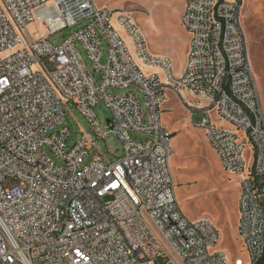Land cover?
<instances>
[{"label": "built area", "instance_id": "2783aa9c", "mask_svg": "<svg viewBox=\"0 0 264 264\" xmlns=\"http://www.w3.org/2000/svg\"><path fill=\"white\" fill-rule=\"evenodd\" d=\"M81 23L88 24L61 45L50 41ZM182 23L191 41L176 79L169 59L150 54L131 13L99 9L93 0H0V264H230L217 226L181 211L171 170L174 138L162 122L171 95L205 116L198 129L238 181V240L248 263L234 264H264V111L242 0H188ZM36 26L44 31L31 30ZM77 43L102 73L101 86ZM187 95L205 108L186 103ZM100 102L113 113L112 125L95 115ZM71 103L96 139L69 144V129L55 132ZM109 135L123 143L116 163L93 155L96 140ZM9 180L17 185L6 188Z\"/></svg>", "mask_w": 264, "mask_h": 264}, {"label": "rangeland", "instance_id": "374dc122", "mask_svg": "<svg viewBox=\"0 0 264 264\" xmlns=\"http://www.w3.org/2000/svg\"><path fill=\"white\" fill-rule=\"evenodd\" d=\"M99 9L123 11L133 14L140 29L146 37L148 50L151 55L169 59L174 66V77L181 78L187 63V47L191 36L182 23L186 0H93ZM243 24L248 38L249 53L255 79L261 96L264 111V0H242ZM88 23L68 28L50 38L54 46L61 45L66 39L84 28ZM38 28L31 27V30ZM41 32L42 28H38ZM127 41L126 35L122 33ZM83 64L95 80L97 86L102 85V73H97L87 52L80 43L76 44ZM132 53L135 55L133 49ZM7 56V53L2 55ZM103 64H107V43L104 42L102 52ZM45 65L54 70V64L49 59L43 60ZM142 67V66H141ZM145 74H161L159 71L142 67ZM139 92V91H138ZM126 90L108 89V94L122 96ZM143 113L147 116L146 99L139 93ZM185 102L198 105L202 110L204 102L187 95ZM194 111V110H193ZM99 122L108 125L113 113L104 102L94 108ZM205 116L199 111L191 114L182 104L180 97L171 95L163 107L162 122L174 138V153L171 170L175 183L177 199L183 214L192 222L208 219L220 231L221 243L219 248L227 253L234 264L237 258L248 263L245 247L238 240V198L240 187L237 179L226 173L221 163L205 139L204 133L198 129ZM223 124V123H222ZM71 131L69 144L80 141L85 137L96 139L90 122L73 103L70 104L65 123L60 129ZM137 140L148 137L133 134ZM97 147L93 155L101 152L111 163L123 157L124 149L120 138L109 135L105 140L97 139ZM47 155L56 163L61 164L46 148ZM88 159L87 163L91 161ZM17 183L9 180L6 188L15 187ZM158 263L168 264L167 260Z\"/></svg>", "mask_w": 264, "mask_h": 264}, {"label": "crops", "instance_id": "0c3cea01", "mask_svg": "<svg viewBox=\"0 0 264 264\" xmlns=\"http://www.w3.org/2000/svg\"><path fill=\"white\" fill-rule=\"evenodd\" d=\"M187 2H188V0H186L185 8H186V5H187ZM184 10H185V9H184ZM188 49H189V45H188V47H187V54H188ZM238 202H239V198H238ZM238 214H239V209H238Z\"/></svg>", "mask_w": 264, "mask_h": 264}, {"label": "water", "instance_id": "95a60500", "mask_svg": "<svg viewBox=\"0 0 264 264\" xmlns=\"http://www.w3.org/2000/svg\"><path fill=\"white\" fill-rule=\"evenodd\" d=\"M107 123H108L109 125H112V124H113V120H112V119H111V120H108Z\"/></svg>", "mask_w": 264, "mask_h": 264}, {"label": "bare ground", "instance_id": "6f19581e", "mask_svg": "<svg viewBox=\"0 0 264 264\" xmlns=\"http://www.w3.org/2000/svg\"><path fill=\"white\" fill-rule=\"evenodd\" d=\"M172 159H173V157H172ZM172 159H171V161H172Z\"/></svg>", "mask_w": 264, "mask_h": 264}]
</instances>
